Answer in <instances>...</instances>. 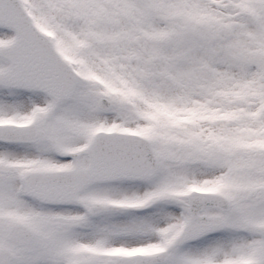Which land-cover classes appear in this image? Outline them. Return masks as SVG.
Here are the masks:
<instances>
[{"label":"snow or ice","instance_id":"6c2138e0","mask_svg":"<svg viewBox=\"0 0 264 264\" xmlns=\"http://www.w3.org/2000/svg\"><path fill=\"white\" fill-rule=\"evenodd\" d=\"M0 264H264V0H0Z\"/></svg>","mask_w":264,"mask_h":264}]
</instances>
